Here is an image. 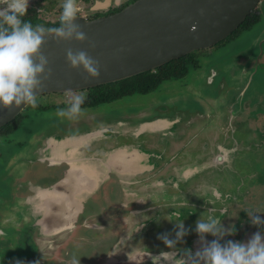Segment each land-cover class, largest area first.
Instances as JSON below:
<instances>
[{"label":"flooded vegetation","instance_id":"1","mask_svg":"<svg viewBox=\"0 0 264 264\" xmlns=\"http://www.w3.org/2000/svg\"><path fill=\"white\" fill-rule=\"evenodd\" d=\"M137 1L77 0V19L110 17ZM62 3L29 0L23 20L58 27ZM252 14L226 40L147 72L154 81L138 95L159 91L157 103L139 104L150 113L67 130L46 128L64 123L57 110L68 106L67 94L55 100L50 97L57 94H45L37 97L38 107H26L14 120L16 129L0 133V160L8 155L0 166V187L6 186L0 194V264H70L66 246L85 242L92 264L133 258L165 264L161 254L173 249L160 237L175 239L182 222L190 231L176 244L177 258L186 249L194 254L201 247L196 222L208 215L235 229L222 244L264 234L247 213L264 220V39H255L259 49L242 51L236 61L212 58L218 46L222 50L262 20L264 0ZM112 84L119 93L121 84ZM99 87L74 92L86 96L84 110L129 96L107 100L94 93ZM19 235L27 246L13 244Z\"/></svg>","mask_w":264,"mask_h":264},{"label":"water","instance_id":"2","mask_svg":"<svg viewBox=\"0 0 264 264\" xmlns=\"http://www.w3.org/2000/svg\"><path fill=\"white\" fill-rule=\"evenodd\" d=\"M261 0H138L122 12L94 21L77 19L88 39L81 43L75 40L57 42L48 38L43 54L49 59L53 75L36 94H67L69 90L79 92L99 86L117 83L159 68L171 60L178 59L197 50L209 49L231 36L253 13ZM203 10V14H201ZM193 25L196 31H191ZM89 42L95 48L89 47ZM84 50L100 62L98 79L86 77L80 69H71L66 62L67 49ZM159 91L128 96L94 109L84 110L77 120L63 118L56 125L67 130L90 127L115 113L110 107L118 105L123 117L134 118L150 113L151 107L139 104L151 103ZM142 100V101H141ZM126 102L127 105H121ZM156 103V101H155ZM120 104V105H119ZM153 107V106H152ZM25 109L9 111L0 106V129L14 121ZM112 112H107L111 111ZM143 110V111H142ZM108 259L103 264H139Z\"/></svg>","mask_w":264,"mask_h":264},{"label":"clouds","instance_id":"3","mask_svg":"<svg viewBox=\"0 0 264 264\" xmlns=\"http://www.w3.org/2000/svg\"><path fill=\"white\" fill-rule=\"evenodd\" d=\"M29 0H0V106L12 111L21 105L38 107L36 94L53 75L49 67V59L43 54V46L48 38L57 42L75 40L85 42L88 37L81 26L76 23L80 7L77 0H63L58 27H44L23 20L27 15ZM203 14V10H201ZM191 31L195 32L193 25ZM94 49L95 44L89 42ZM66 62L73 70L82 68L87 78L98 79L100 62L87 51L69 48L66 50ZM86 96L69 90L67 92V107L57 110V115L68 120H77L84 114L82 105ZM254 226H264V220L254 211H247ZM176 238L169 239L168 234L160 238L173 251L162 253L160 261L165 264H264V234L256 232L247 243L228 240L221 243L225 235H233L234 227L225 228L221 219L208 215L207 219L200 218L196 222V233L201 247L193 254L186 249L177 258L176 244L182 242L189 229L182 222L177 223ZM215 239L211 242L206 236ZM16 264H24L16 261ZM33 264H40L34 261ZM70 264H80V259L72 257Z\"/></svg>","mask_w":264,"mask_h":264},{"label":"rangeland","instance_id":"4","mask_svg":"<svg viewBox=\"0 0 264 264\" xmlns=\"http://www.w3.org/2000/svg\"><path fill=\"white\" fill-rule=\"evenodd\" d=\"M263 18H262V20L256 25V26H254L252 29H250V30H248V31H246V32H243L242 34H240V36H239V38L238 39H235V40H233L231 43H228V44H226L225 45V47H223L222 48V50H220V46H218L217 48V50H216V52L215 53H218L217 55H216V57L214 56L215 55V53H214V55L212 56V58H215V60L214 61H216V60H218V59H220V58H222V57H226V59L228 60V61H230V60H233V61H236L237 59H238V56L239 55H241V53H242V51H244V50H248V51H250V50H258L259 49V46H260V44H261V42H258V43H256L255 42V39H257L258 37H260L261 39H264V14H263V16H262ZM257 45H258V48H257ZM257 48V49H256ZM220 50V51H219ZM234 71H235V69H234ZM195 86V85H194ZM148 96H150V95H146V96H143L144 98H148ZM51 98V100H55V99H59V98H62V96L61 95H59V94H57L56 96H51L50 97ZM48 99V98H47ZM142 101V100H141ZM156 100H154V101H152L150 104H149V106H151L152 105V103L153 102H155ZM157 103V102H156ZM120 105V104H119ZM121 105H127V103L126 102H123V103H121ZM113 111L115 110V113L113 112L111 115H112V118H114V119H119L118 117H123L124 115H121L122 114V112L121 113H118V112H120V110H118L117 108H118V105L115 103L114 105L112 104V106L110 107ZM112 110L111 111H107V112H112ZM143 111V110H142ZM35 122H37V120L35 121ZM28 124V123H27ZM40 124H42V122H40ZM32 126V125H31ZM54 126H56V124L54 123V124H52V123H50V124H48V126H46V128H50V127H54ZM39 128H37L36 129V131L38 130ZM83 129H85L84 127H81L80 128V130H83ZM31 130H32V132L35 130V128H33V127H31ZM15 140H18V138L17 139H15ZM30 150V151H29ZM28 155H31V153L33 152V148H29L28 149ZM22 155V154H21ZM25 156H27V153L26 154H24ZM23 156V155H22ZM5 158H2L3 160H0V166H4V164L6 163V161H7V158H8V155L6 154L5 156H4ZM19 158V157H18ZM4 187H6V186H1L0 187V194L1 195H3V192H6L5 190V188ZM8 189V188H7ZM1 208L2 209H4V207H2V206H0V210H1ZM22 229H27L28 230V227L27 226H23L22 227ZM30 229V228H29ZM31 233L32 232H34V233H36L37 232V230H35V229H32L31 231H30ZM30 232H29V234H30ZM51 238H53V237H50V239H49V241L51 240ZM75 239V238H74ZM13 240H14V238H13ZM21 240H23L22 239V237L19 235V236H17L16 238H15V240H14V242H13V244L14 245H16V246H27V240H23V242L21 243ZM42 246V245H41ZM29 248H30V246H29ZM42 248V250H44V251H46L47 249H45V248H43V247H41ZM66 248H68L69 249V254H70V256L71 257H73V256H78V257H80V264H92V262H93V257H92V254H93V251H92V249L90 248V245L88 244V243H84V244H81V245H78L77 244V246H73V245H71V244H69V245H67L66 246ZM23 252H20V254H22ZM62 253L64 254L65 253V251H64V249H63V251H62ZM25 254L27 255H31V253H27V250H25ZM35 257H36V255L34 256V257H32L30 260L31 261H34L35 260ZM3 264H8V263H3ZM55 264H56V262H55Z\"/></svg>","mask_w":264,"mask_h":264},{"label":"trees","instance_id":"5","mask_svg":"<svg viewBox=\"0 0 264 264\" xmlns=\"http://www.w3.org/2000/svg\"><path fill=\"white\" fill-rule=\"evenodd\" d=\"M253 16H254V14L250 15L247 18V20L245 21V23L250 22V20L253 18ZM245 23H244V25H245ZM235 33H233L232 35H234ZM149 76H150L149 73H144V74L135 76L133 78L126 79L124 81L119 82V84H121V91H119V93L115 90V87L113 84L101 86L97 89H94L93 91H94V93H100L103 96L106 94L105 96L107 97V100L119 98L123 93L126 95L129 94V96L138 95V91H140V92L145 91L146 92L148 89H150L147 85H145V82H150V81L153 82L154 79L149 77ZM155 84H153L152 88L155 87ZM106 90H108V91H106ZM126 97H128V96H126ZM16 127H17V122L13 121L12 123H9L6 126H4L0 130V133H3L4 135H8L12 131H14L16 129Z\"/></svg>","mask_w":264,"mask_h":264},{"label":"bare ground","instance_id":"6","mask_svg":"<svg viewBox=\"0 0 264 264\" xmlns=\"http://www.w3.org/2000/svg\"><path fill=\"white\" fill-rule=\"evenodd\" d=\"M58 217L57 216H55V219H57Z\"/></svg>","mask_w":264,"mask_h":264}]
</instances>
